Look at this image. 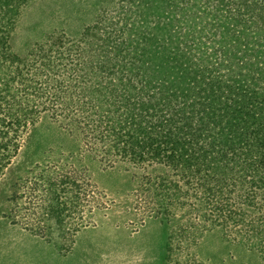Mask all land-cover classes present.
<instances>
[{
    "label": "trees",
    "instance_id": "1",
    "mask_svg": "<svg viewBox=\"0 0 264 264\" xmlns=\"http://www.w3.org/2000/svg\"><path fill=\"white\" fill-rule=\"evenodd\" d=\"M25 1L0 0V176L46 115L100 167L143 170L165 230L227 231L264 264V0H111L91 26L78 0L72 37L18 57Z\"/></svg>",
    "mask_w": 264,
    "mask_h": 264
},
{
    "label": "rangeland",
    "instance_id": "2",
    "mask_svg": "<svg viewBox=\"0 0 264 264\" xmlns=\"http://www.w3.org/2000/svg\"><path fill=\"white\" fill-rule=\"evenodd\" d=\"M77 1L26 0L14 22L12 52L24 56L53 32L72 37L68 5ZM81 1L77 13L92 8L85 26L111 2ZM43 117L20 137L0 176V264H263L256 249L227 231L165 230L143 170L100 167L85 144ZM47 174L50 182L41 181ZM57 194L54 202L64 210L51 205ZM51 214H65L63 227Z\"/></svg>",
    "mask_w": 264,
    "mask_h": 264
}]
</instances>
